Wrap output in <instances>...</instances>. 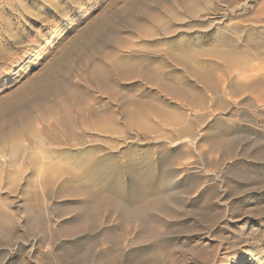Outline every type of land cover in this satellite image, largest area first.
<instances>
[{"label":"rangeland","instance_id":"rangeland-1","mask_svg":"<svg viewBox=\"0 0 264 264\" xmlns=\"http://www.w3.org/2000/svg\"><path fill=\"white\" fill-rule=\"evenodd\" d=\"M0 148V264H264V0H0Z\"/></svg>","mask_w":264,"mask_h":264},{"label":"bare ground","instance_id":"bare-ground-1","mask_svg":"<svg viewBox=\"0 0 264 264\" xmlns=\"http://www.w3.org/2000/svg\"><path fill=\"white\" fill-rule=\"evenodd\" d=\"M29 130H30V129H29ZM18 133H19V132H18ZM19 134H20V133H19ZM16 135H17V134H15V137H16ZM31 135H32V134H31ZM32 136H33V135H32ZM15 137H14L13 139L17 140V137H16V138H15ZM9 139H10V138H9ZM18 139H19V138H18ZM19 140H21V139H19ZM17 144H18V143H17ZM19 144H20V143H19ZM15 145H16V144H15ZM13 146H14V145H13ZM16 147H18V150H19V147H20V146H15V148H16ZM1 148H2V147H1ZM1 148H0V149H1ZM12 148H13V147H12ZM2 149H3V148H2ZM25 149H26V148H25ZM3 150H4V149H3ZM11 150H12V149H11ZM0 151H1V150H0ZM19 151H20V150H19ZM19 151H17V152H19ZM0 153H1V152H0ZM2 153H3V151H2ZM13 153H14V152H12V154H13ZM12 154H11V156H12ZM13 155H15V154H13ZM33 156H34V155H33ZM30 159H32V158H30ZM14 160H15V159H14ZM223 260H224V259H223Z\"/></svg>","mask_w":264,"mask_h":264}]
</instances>
